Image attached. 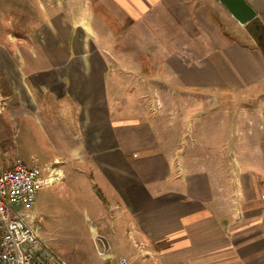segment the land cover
I'll return each instance as SVG.
<instances>
[{
    "label": "crops",
    "instance_id": "1",
    "mask_svg": "<svg viewBox=\"0 0 264 264\" xmlns=\"http://www.w3.org/2000/svg\"><path fill=\"white\" fill-rule=\"evenodd\" d=\"M30 1L35 18L17 12L0 41V166L22 163L32 146L17 128H44L53 150L32 166L51 181L55 166L75 181L95 175L107 212L148 246L131 263L264 264V130L252 142L253 127L238 122L236 135L253 151L228 160L222 176L214 158L178 155L172 126L154 113H127L113 93L117 71L142 70L139 84L160 75L208 96L248 93L253 100L239 109L262 114L264 56L245 26L216 0ZM247 2L264 27V0ZM220 15L244 39L226 34Z\"/></svg>",
    "mask_w": 264,
    "mask_h": 264
},
{
    "label": "rangeland",
    "instance_id": "2",
    "mask_svg": "<svg viewBox=\"0 0 264 264\" xmlns=\"http://www.w3.org/2000/svg\"><path fill=\"white\" fill-rule=\"evenodd\" d=\"M31 3L30 0H0V41L3 40L4 31L9 29L11 19L18 17L17 12L23 10L30 19L35 18V5ZM222 19L220 15L219 23L226 34L230 36L235 34L237 38L244 39L246 34L242 27L237 23L234 25L230 23V26H227ZM116 73L119 75V85L113 93L118 101L117 106L122 107L127 113L129 109L133 114L138 111H144L148 115L154 113L166 127L172 126L171 138H174L173 143L174 147L178 148V155H183L185 150L190 149L193 150L191 151L193 158L200 160L214 158L215 162H219L222 176L226 174L228 160L238 156L246 159L253 151L252 148L251 151L249 150L254 145L249 143V139L246 140L242 134L236 135L235 126L238 122L253 127H247L248 130L253 129L252 142L253 139L255 141L259 139L256 132L264 130V127L259 128L261 125L264 126L262 122L264 111L262 114L258 112L260 115H257L256 111L246 107L243 114L242 109H239L240 106L243 107L242 105L253 100L248 93L213 92L208 96L195 91L179 90L174 86L172 88L164 83L160 75L152 84H148L147 81H141L139 84L141 77L144 78L142 70H121ZM133 89L135 91H132ZM259 96L260 94L255 97ZM261 100H264V96L259 97V101ZM208 119L213 121L212 125L207 122ZM17 129L24 133L19 132V140L32 139L30 149L25 155H20L23 157L19 156L23 165L32 166L35 163L34 158L38 159L41 165L45 155L50 149L53 150L49 137L42 131L44 128ZM196 129L200 131L199 139L195 134ZM245 134L248 135L246 132ZM212 135L216 141L214 143L219 142L214 144L217 145L216 149L211 147ZM30 155L35 157L32 156L30 160ZM10 166L11 164L0 167ZM55 168V172L52 173L56 178L55 181L40 184L34 201L29 206H13L15 211L24 215L29 223L39 225V240L64 264H102L92 241L90 228L94 225L96 231L102 234L112 247L113 255L125 257L128 264H133L130 260L137 252L147 253L146 244L130 238L131 230L127 227L126 221L120 219L117 213L107 212L110 204L105 198L106 191L95 175V180H91L90 174L85 172L82 178L75 181L70 179L72 176L67 175L66 166H55ZM225 187L231 192L230 186ZM92 231H94L93 227Z\"/></svg>",
    "mask_w": 264,
    "mask_h": 264
},
{
    "label": "built area",
    "instance_id": "3",
    "mask_svg": "<svg viewBox=\"0 0 264 264\" xmlns=\"http://www.w3.org/2000/svg\"><path fill=\"white\" fill-rule=\"evenodd\" d=\"M50 182V174L42 177L36 166L13 161L10 167H0V264H64L39 240V225L29 223L13 206H29L40 184ZM91 235L102 264H128L125 257L113 255L112 247L95 227Z\"/></svg>",
    "mask_w": 264,
    "mask_h": 264
},
{
    "label": "water",
    "instance_id": "4",
    "mask_svg": "<svg viewBox=\"0 0 264 264\" xmlns=\"http://www.w3.org/2000/svg\"><path fill=\"white\" fill-rule=\"evenodd\" d=\"M240 26H245L255 18V10L247 0H216ZM264 50V43L262 44Z\"/></svg>",
    "mask_w": 264,
    "mask_h": 264
},
{
    "label": "trees",
    "instance_id": "5",
    "mask_svg": "<svg viewBox=\"0 0 264 264\" xmlns=\"http://www.w3.org/2000/svg\"><path fill=\"white\" fill-rule=\"evenodd\" d=\"M245 28L247 29L250 36L255 40L264 56V50L262 47V44L264 43V27L261 21L257 17H255L245 25Z\"/></svg>",
    "mask_w": 264,
    "mask_h": 264
},
{
    "label": "bare ground",
    "instance_id": "6",
    "mask_svg": "<svg viewBox=\"0 0 264 264\" xmlns=\"http://www.w3.org/2000/svg\"><path fill=\"white\" fill-rule=\"evenodd\" d=\"M91 230H92V227H91Z\"/></svg>",
    "mask_w": 264,
    "mask_h": 264
}]
</instances>
